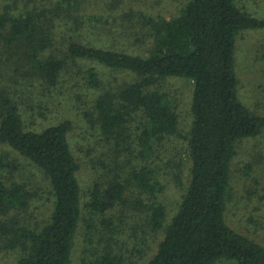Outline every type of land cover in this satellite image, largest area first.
Here are the masks:
<instances>
[{"label": "trees", "instance_id": "1", "mask_svg": "<svg viewBox=\"0 0 264 264\" xmlns=\"http://www.w3.org/2000/svg\"><path fill=\"white\" fill-rule=\"evenodd\" d=\"M75 6L26 0L0 9V248L18 264H71L82 237L81 264H264V244L229 220L239 145L264 132V115L240 97L237 46L245 32L264 30V17L239 0H188L176 16H142L129 30L143 51L119 50L75 36L80 22L94 29L101 20L75 19ZM85 61L127 79L105 83ZM71 69L99 93L86 115L124 161L87 192L73 122L34 120L48 118L43 98L77 88ZM170 78L193 84L187 131L162 87Z\"/></svg>", "mask_w": 264, "mask_h": 264}, {"label": "rangeland", "instance_id": "2", "mask_svg": "<svg viewBox=\"0 0 264 264\" xmlns=\"http://www.w3.org/2000/svg\"><path fill=\"white\" fill-rule=\"evenodd\" d=\"M24 1L26 0H0V9L7 4L14 2L23 4ZM239 1L241 6H247L253 14L264 17V1ZM187 2L188 0H78L74 12L79 15H75V19L82 17L85 21L89 20L88 18L100 17L101 20L94 23V29L80 22L74 28V35L77 37L82 35V39L99 46L110 45L118 47L119 50L137 47L135 50L143 51L142 48L147 45H140L136 36L129 30L139 25L142 16L174 17ZM36 3L51 5L55 4V0H36ZM19 6L20 4H17V7ZM236 55L237 72L241 82L240 97L248 107L264 115V30L242 34ZM79 66L85 71L95 68L105 83L108 81L118 83L126 78L125 75L109 71L94 61H85ZM78 70L71 69V73L75 75L71 81L77 88L71 93L65 91L59 94L62 89L58 87L55 98H43L41 106L47 110L50 107L48 118L34 120L39 126L58 120L69 119L73 122L74 130L69 139L81 165L78 178L83 190L87 192L95 182L104 181L113 172L121 173L120 169L124 162L121 160L124 158H121V162L115 160L113 153L116 151L113 146L111 147L112 143L105 140L99 127L86 115L99 93L85 89L84 74L77 76ZM162 87L176 97L181 116V129L187 131L193 119L191 114L193 84L183 78H170L162 82ZM76 94H81L83 98L75 97ZM248 163L253 164L252 171L247 169ZM38 175H34V178L41 180L43 176ZM232 180L234 197L229 208V220L232 226L256 237L264 244V132L239 145L238 156L233 164ZM164 199L172 207L176 203V191L170 188ZM49 208V204L43 206L42 213L47 215ZM252 216L256 219L255 222L251 221ZM1 244L0 241V247ZM82 247L83 239L79 237L71 264H81ZM18 260L19 255L16 252L0 248V264H18Z\"/></svg>", "mask_w": 264, "mask_h": 264}]
</instances>
